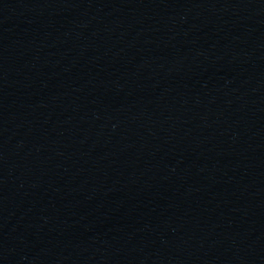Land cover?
I'll list each match as a JSON object with an SVG mask.
<instances>
[{"label": "water", "instance_id": "95a60500", "mask_svg": "<svg viewBox=\"0 0 264 264\" xmlns=\"http://www.w3.org/2000/svg\"><path fill=\"white\" fill-rule=\"evenodd\" d=\"M0 264H264V0H0Z\"/></svg>", "mask_w": 264, "mask_h": 264}]
</instances>
